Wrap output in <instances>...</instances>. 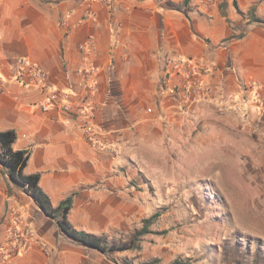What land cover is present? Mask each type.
<instances>
[{
	"label": "crops",
	"instance_id": "1",
	"mask_svg": "<svg viewBox=\"0 0 264 264\" xmlns=\"http://www.w3.org/2000/svg\"><path fill=\"white\" fill-rule=\"evenodd\" d=\"M171 1L182 9L165 0H0V130L16 132L13 149L29 152L24 173L40 175L52 205L73 194L71 224L109 241L134 221L126 165L143 140L184 132L210 104L221 129L242 123L264 138V23H247L234 0H226L230 21L223 0ZM236 1L243 12H264L259 0ZM20 57L70 94V111L42 109L46 94L16 80ZM173 58L203 65L204 98L188 97L185 77L167 65ZM87 122L101 129L96 143L86 139ZM18 205L22 227L35 233L10 264H121L70 240L0 166V240Z\"/></svg>",
	"mask_w": 264,
	"mask_h": 264
},
{
	"label": "rangeland",
	"instance_id": "2",
	"mask_svg": "<svg viewBox=\"0 0 264 264\" xmlns=\"http://www.w3.org/2000/svg\"><path fill=\"white\" fill-rule=\"evenodd\" d=\"M238 13L247 23L253 16L264 20L255 6ZM210 105L205 120L173 137L159 134L155 144L143 140L129 158L134 221L112 241L135 245L112 253L114 259L264 264V138L242 123L221 129ZM155 213L149 232L138 234Z\"/></svg>",
	"mask_w": 264,
	"mask_h": 264
},
{
	"label": "built area",
	"instance_id": "3",
	"mask_svg": "<svg viewBox=\"0 0 264 264\" xmlns=\"http://www.w3.org/2000/svg\"><path fill=\"white\" fill-rule=\"evenodd\" d=\"M213 0H206L207 3ZM172 72L182 75L186 79L185 89L192 102L204 98L207 88L202 79L203 65L191 58H173L167 63ZM16 80L23 85H31L46 95L40 106L43 110L61 109L68 112L72 109L70 94L54 88L49 82L47 73L28 58L20 57L15 62ZM7 90V81L0 77V95ZM239 111V107L237 108ZM151 111V108H148ZM244 120L249 116L244 110L241 112ZM86 139L91 143L98 142L101 129L87 122L84 127ZM24 215L20 205L10 208L5 220L3 236L0 240V264H10L34 237L31 227H22Z\"/></svg>",
	"mask_w": 264,
	"mask_h": 264
},
{
	"label": "trees",
	"instance_id": "4",
	"mask_svg": "<svg viewBox=\"0 0 264 264\" xmlns=\"http://www.w3.org/2000/svg\"><path fill=\"white\" fill-rule=\"evenodd\" d=\"M167 6L173 9L181 10L182 5L171 0H165ZM235 7L240 11L237 2H234ZM226 0L221 3V12L224 17L228 19V14L225 10ZM252 22L264 23V20L259 16H253L250 19ZM228 21H230L228 19ZM17 138L14 130H0V166L2 171L9 181L20 188L29 196H31L39 208L49 217L56 220L62 233H64L70 240L87 248L97 249L104 254L129 251L134 249L135 242L117 244L115 241H109L106 237L96 235L94 233L80 230L74 227L68 220L69 212L73 206V194L62 200L57 206H53L48 195L42 190L39 185L40 175L25 174L24 168L29 158L27 150H14L13 143ZM160 214L155 213L150 218L144 219V227L138 233L140 235L149 232V224L157 218ZM136 235V233H135ZM137 239V238H136ZM156 260H150L143 264H156ZM121 264H132L127 259H123ZM171 264H191L188 259L176 258Z\"/></svg>",
	"mask_w": 264,
	"mask_h": 264
}]
</instances>
